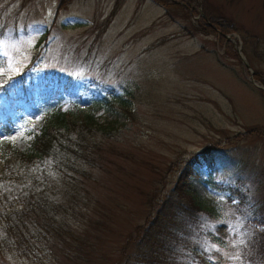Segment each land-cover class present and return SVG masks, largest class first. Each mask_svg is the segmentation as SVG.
Instances as JSON below:
<instances>
[{"label":"rangeland","instance_id":"obj_1","mask_svg":"<svg viewBox=\"0 0 264 264\" xmlns=\"http://www.w3.org/2000/svg\"><path fill=\"white\" fill-rule=\"evenodd\" d=\"M63 2L0 0V140L30 148L50 113L44 103L92 110L95 98L108 97L117 108L104 102L103 126L88 143H98L89 145L93 159H79V175L68 170L76 188L55 178L47 189L46 214L77 236L60 239L33 222L31 249H6L0 264L122 263L160 203L185 200L184 184L222 209L202 228L225 222L230 256L249 264L264 243V221L252 214L259 207L264 219V0ZM209 18L229 32H204ZM219 154L226 163L211 179L206 156L215 164ZM35 188L45 189L42 179ZM243 197L250 208L238 212Z\"/></svg>","mask_w":264,"mask_h":264},{"label":"trees","instance_id":"obj_2","mask_svg":"<svg viewBox=\"0 0 264 264\" xmlns=\"http://www.w3.org/2000/svg\"><path fill=\"white\" fill-rule=\"evenodd\" d=\"M155 1L161 6L171 4L170 0ZM69 2L70 0H64L62 6ZM226 26V22L209 18L203 19L202 29L209 34L220 31L224 36L229 32ZM28 72L27 68L18 76L20 85L26 83ZM64 95L71 98L73 92L67 90ZM104 102L116 105L115 98L108 97L105 100L95 98L91 102L92 110L88 107L81 108L76 101H71L67 108H63L61 103L50 106L44 103L50 113L30 148L23 150L7 139L0 140V262L7 258L6 249L15 248L23 253L31 249L27 233L33 222L43 224L46 230L54 232L60 239L77 236L71 228L58 222L54 215L46 214L49 202L47 189L53 190L55 178L64 180L68 187L76 188L78 181L74 177L77 176L69 177L68 170L79 175V159H93L87 154L89 145L98 148V143H88L92 139L90 134L103 126L97 121V114L103 108ZM118 106L127 112L128 103L125 98H119ZM219 155L221 159L215 164L213 156H206L209 177L212 179L218 174L217 170L226 163L224 156ZM218 163L222 165H217ZM34 166L37 168L34 169ZM191 169L192 167L186 173H191ZM41 179L45 189L37 192L35 184ZM178 190L185 200L168 198L166 202H161L160 209L132 237L135 252L128 254L119 264L228 263V257L234 250L228 225L223 222L214 230L202 228L204 217H219L222 209L208 206L186 184ZM42 192L46 194V198L39 195ZM243 198L241 204L235 205L238 212L250 208L248 200ZM258 208L255 207L252 214L256 222L260 220L262 223L264 219H260L261 212ZM42 218L45 221L41 223ZM208 245L212 248L207 249ZM254 248L256 251L250 254L249 264H264V243Z\"/></svg>","mask_w":264,"mask_h":264},{"label":"snow or ice","instance_id":"obj_3","mask_svg":"<svg viewBox=\"0 0 264 264\" xmlns=\"http://www.w3.org/2000/svg\"><path fill=\"white\" fill-rule=\"evenodd\" d=\"M249 236H250V234H249ZM235 243L243 244V245H245L247 247V243H246V241L244 239H240V240L236 241ZM233 246H235V245H233ZM228 259L233 260V261H241V264H244L239 252L235 256H229Z\"/></svg>","mask_w":264,"mask_h":264}]
</instances>
